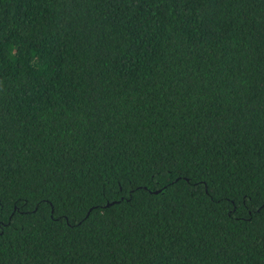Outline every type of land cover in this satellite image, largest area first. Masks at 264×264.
I'll return each mask as SVG.
<instances>
[{
  "label": "trees",
  "instance_id": "1",
  "mask_svg": "<svg viewBox=\"0 0 264 264\" xmlns=\"http://www.w3.org/2000/svg\"><path fill=\"white\" fill-rule=\"evenodd\" d=\"M0 264H264V0H0Z\"/></svg>",
  "mask_w": 264,
  "mask_h": 264
}]
</instances>
